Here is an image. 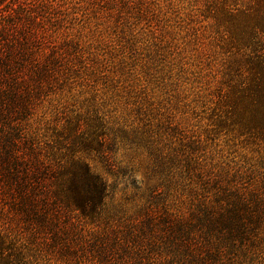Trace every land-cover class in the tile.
Listing matches in <instances>:
<instances>
[{"label": "trees", "instance_id": "16d2710c", "mask_svg": "<svg viewBox=\"0 0 264 264\" xmlns=\"http://www.w3.org/2000/svg\"><path fill=\"white\" fill-rule=\"evenodd\" d=\"M77 1L0 0V264H264V0L226 20L252 162L153 115H106L97 96L78 106L103 76L74 34ZM122 148L147 156V191ZM97 160L133 189L125 204Z\"/></svg>", "mask_w": 264, "mask_h": 264}, {"label": "rangeland", "instance_id": "374dc122", "mask_svg": "<svg viewBox=\"0 0 264 264\" xmlns=\"http://www.w3.org/2000/svg\"><path fill=\"white\" fill-rule=\"evenodd\" d=\"M82 1L73 4V31L103 77L75 99L78 106L97 96L106 115H153L207 140L230 161L262 154L235 116L243 115L236 103L245 72L226 27L249 0H85L80 7ZM115 160L142 191L156 183L143 152L122 148ZM93 166L112 186V205L125 204L133 189L125 191L127 183L99 160Z\"/></svg>", "mask_w": 264, "mask_h": 264}]
</instances>
